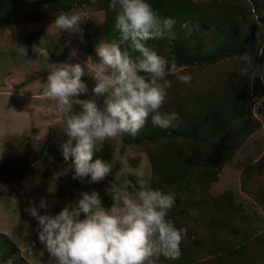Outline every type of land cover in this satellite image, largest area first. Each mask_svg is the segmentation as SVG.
Listing matches in <instances>:
<instances>
[{
    "label": "rangeland",
    "instance_id": "obj_1",
    "mask_svg": "<svg viewBox=\"0 0 264 264\" xmlns=\"http://www.w3.org/2000/svg\"><path fill=\"white\" fill-rule=\"evenodd\" d=\"M31 1L40 5L39 19L26 16L23 9L0 13L1 19L8 22L0 25V160L23 152L36 156L30 170L21 177L0 176V232L14 242L29 264H53L38 240V221L26 211L30 202L38 205L42 197L46 198L49 214L55 216L66 205L82 198L81 193L96 191L101 199L107 196L104 207L109 208L112 205L111 190L124 188L135 192L139 188L135 170L145 173L147 187L150 186L151 165L144 149L146 145L132 147L118 137L113 142L106 140L94 152L92 162L100 159L110 166V173L103 181L89 184L87 179L83 182L73 180L72 173L55 178L56 173L72 165L60 163L55 158H63L61 145L69 138L59 123L61 113L57 105L42 98L40 85L46 80L49 64L80 63L85 68L81 79L87 85L89 95L78 98L91 97L95 81L88 75L86 63L89 57L98 62L95 49L106 42L105 10L80 3L53 10L44 0ZM71 12H79L82 16L80 32L58 31L52 27L57 15ZM194 26L198 25L186 20L181 25V32L188 36ZM262 46L263 43L258 54ZM73 50L77 53L75 57L70 56ZM177 68L179 74L192 77V82L185 85L174 75L176 89L179 93L185 89V97L206 91L227 90L233 93L247 84L248 100L243 99L242 102L247 107L250 105L249 112L235 120L239 125L237 129L242 130L239 131L241 142L220 165L217 178L206 185L205 195L228 193L234 204H241L243 213L250 220L248 230L251 236L246 235L242 240L237 235H228L239 245L240 252L233 255L216 252L206 259L212 264H264V96L254 75L253 61L248 57L229 58L208 65ZM259 81L264 83L260 78ZM79 110V106H74V113ZM244 123H248V127ZM149 147L152 150L157 148L153 144ZM127 173L129 175H125ZM203 176L201 174V179ZM50 186L54 187L52 193L48 191ZM38 213L44 215L45 211L38 209ZM183 221L180 229L185 230L184 234L191 229L202 232L203 226L193 212ZM205 235L211 237L207 233ZM164 260L159 258L160 262Z\"/></svg>",
    "mask_w": 264,
    "mask_h": 264
},
{
    "label": "clouds",
    "instance_id": "obj_2",
    "mask_svg": "<svg viewBox=\"0 0 264 264\" xmlns=\"http://www.w3.org/2000/svg\"><path fill=\"white\" fill-rule=\"evenodd\" d=\"M108 8L114 13L119 40L96 47L98 62L88 58V75L95 81L91 97L78 98L89 95L81 79L85 68L80 63L49 64L46 80L40 85L42 98L57 105L59 123L69 138L61 145L63 158H74L70 167L55 174L56 179L72 173L73 180L87 179L89 184L103 181L110 166L100 159L92 162L94 152L106 140L135 137L149 117L154 127H172L178 115L160 111L172 87L166 76L172 74L182 84L191 83L190 74H179L175 58L168 61L146 46L150 40L174 38V19L161 17L148 0H109ZM82 21L79 12L60 13L52 27L80 32ZM127 42L138 56L122 49ZM76 55L75 50L70 53L71 57ZM258 76L264 80V72ZM74 106H79V112H73ZM135 174L139 188L135 192L111 190L109 208L102 205L96 191L81 193L82 198L55 216L49 214L46 198L38 205L30 202L26 211L38 221V240L53 264H155L160 257L180 258L185 230L169 219L174 194L147 187L143 171L135 170ZM48 191L54 192V187ZM38 209L45 214L39 215Z\"/></svg>",
    "mask_w": 264,
    "mask_h": 264
},
{
    "label": "trees",
    "instance_id": "obj_3",
    "mask_svg": "<svg viewBox=\"0 0 264 264\" xmlns=\"http://www.w3.org/2000/svg\"><path fill=\"white\" fill-rule=\"evenodd\" d=\"M44 1L53 10L66 9L74 3L104 9L105 41L110 43L119 40V34L114 30V13L108 8L109 0H95V4L92 0ZM148 2L161 17L174 19L175 25L172 29L174 38L150 40L146 46L168 61L175 58L177 67L208 65L223 59L238 60L240 57H248L253 61L256 81L264 96V83L259 81L258 76L260 72H264V0ZM9 9H23L31 19L41 17L40 5L31 0H0V13ZM186 20L198 25L193 27L188 36L181 32V25ZM6 23L8 22L0 16V25ZM258 34L261 36L258 37ZM261 43L262 51L258 54ZM121 47L128 50L133 57L139 55L131 48L130 42L122 44ZM166 78L172 81V87L168 90L160 111L178 115V119L173 121V126L168 129L154 127L149 117L145 127L135 137L125 135L121 138L132 147L146 145L144 149L151 165L149 188L165 194H174L175 205L169 213V219L175 226L180 229L184 217L192 212L203 226L202 232L191 229L184 234L180 246L182 254L178 260L164 258L165 260L160 262L158 259L155 264H212V261L206 258L213 253L233 255L240 252L239 245L232 242L228 235H237L242 240L246 235L251 236L248 230L250 220L243 213L241 204H234L228 193L205 195L206 185L217 178L220 165L241 142L239 131L242 130L237 129L239 125L235 120L249 112L250 105L247 107V104L242 102L243 99L248 100V87L246 84L233 93L227 90L211 93L206 91L185 97V89L181 93L176 89L174 75H167ZM244 126L248 127V123H244ZM149 144L156 145L157 148L152 150ZM55 158L65 165H71L74 159L65 161L62 157ZM35 161L36 156H31L28 152L0 160V176L21 177L30 170ZM201 174L204 179H201ZM106 197L101 199L103 206L106 205ZM204 233L211 237L208 238ZM0 263L29 264L20 255L14 242L1 232Z\"/></svg>",
    "mask_w": 264,
    "mask_h": 264
}]
</instances>
